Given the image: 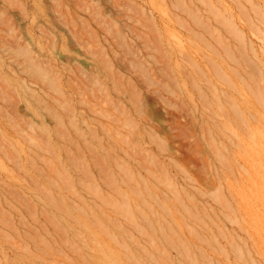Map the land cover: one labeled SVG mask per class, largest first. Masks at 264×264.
<instances>
[{
  "label": "rangeland",
  "instance_id": "obj_1",
  "mask_svg": "<svg viewBox=\"0 0 264 264\" xmlns=\"http://www.w3.org/2000/svg\"><path fill=\"white\" fill-rule=\"evenodd\" d=\"M206 1L0 0V264H264V0Z\"/></svg>",
  "mask_w": 264,
  "mask_h": 264
},
{
  "label": "bare ground",
  "instance_id": "obj_2",
  "mask_svg": "<svg viewBox=\"0 0 264 264\" xmlns=\"http://www.w3.org/2000/svg\"><path fill=\"white\" fill-rule=\"evenodd\" d=\"M203 1H205V2H207L206 0H203ZM207 4L209 5H211L212 3L211 2H207ZM209 5V9L210 10H213V12L215 13V11L216 10H214V8L212 7V5L210 6ZM27 6V5H26ZM25 13V12H24ZM27 14V13H26ZM196 17V16H195ZM194 17V18H195ZM224 18H225V20H226V22H227V24L229 25L228 27H229V29L231 30V32H233L234 34H235V36H237L239 39H241V33L242 32H240V29L238 28V26L236 25V23H234L230 18H228L227 16H224ZM196 19H197V21H199L200 19H199V16H198V18L196 17ZM218 30H220V29H218ZM220 32V31H219ZM51 60H52V58H50ZM56 63V62H55ZM63 63V62H62ZM56 64H58V63H56ZM63 64H65V62L63 63ZM55 65V64H54ZM66 66H68V65H66ZM35 68H37V65H35L34 66ZM63 68V67H62ZM58 70V69H57ZM65 75L67 74L68 76H67V82L69 83V86H70V89L72 90L73 88H74V85L72 84L73 83V81H74V78L79 74V75H81V74H83L84 73V69L83 68H80V66L79 65H73V66H68L67 68H65ZM56 72V71H55ZM58 72H60V71H58ZM62 72V71H61ZM59 75H61V73L59 74ZM59 75H56V77L57 76H59ZM64 75V74H63ZM58 78V77H57ZM62 78V77H61ZM52 80V79H51ZM59 80V79H58ZM65 80V79H64ZM53 81V80H52ZM61 81V80H60ZM54 82V81H53ZM62 82V81H61ZM64 85V84H63ZM62 86V85H61ZM68 85H67V87H69ZM72 94H73V92H72ZM71 95V94H70ZM66 108V107H65ZM67 109V114L69 115V117H67V118H69V123H70V125H72V126H76V123L74 122V118H73V116H74V107H72V108H66ZM108 113H106V116L109 118V119H111L112 121H116V120H118L119 118L117 117V114H116V112H112V111H110V110H107V109H105ZM134 110L136 111V112H138V109H137V107L134 105ZM119 111H120V113H123V111L122 110H120L119 109ZM83 114V113H82ZM84 115V114H83ZM76 121V120H75ZM68 124V123H67ZM71 126V127H72ZM75 129V128H74ZM237 204V203H236ZM244 218V217H243ZM245 219V218H244ZM247 220V219H246ZM246 223H247V221H245Z\"/></svg>",
  "mask_w": 264,
  "mask_h": 264
}]
</instances>
